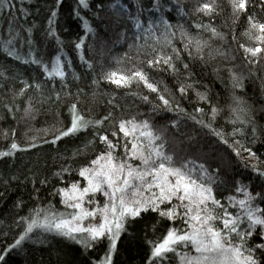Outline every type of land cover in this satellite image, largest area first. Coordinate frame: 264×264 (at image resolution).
Instances as JSON below:
<instances>
[{
  "label": "snow or ice",
  "instance_id": "1",
  "mask_svg": "<svg viewBox=\"0 0 264 264\" xmlns=\"http://www.w3.org/2000/svg\"><path fill=\"white\" fill-rule=\"evenodd\" d=\"M62 4L63 0H55L45 32L47 37L58 42L56 28ZM229 6L233 23L241 16L247 19L244 32L247 43H239L237 50L242 52L241 58L246 65L251 66L250 75L264 80L257 70L258 65L264 67V18L257 14L264 13V0H229ZM111 7L126 15L130 23L126 31H130L131 36L122 34L123 39L131 40L129 51L123 57L129 67L127 71L104 72L102 79L117 89H130L134 84L142 86L156 96L153 114L171 112L178 118L183 116L191 120L225 147L230 153L229 159L235 158L242 169L251 170L257 177L264 178V153L255 148L257 144L264 145L262 130L256 125L255 110L236 95L237 90H244L246 77L238 75L232 68L226 69L232 87V103L228 106L226 120L232 125L230 133L216 124L224 109L212 103L206 86L201 92L197 87L199 81L192 79V64L197 60L206 64V51L208 60L216 56L228 61L236 59L232 52L237 50L225 51L222 47L213 50L211 47L212 40L227 41L226 34L214 25L215 18L220 15L218 0L197 3L193 14L201 20L191 25L196 30L195 35L179 19L172 23L173 12L179 18L189 15L185 11L184 0H136L128 7L120 3H113ZM133 7L135 10L131 11ZM4 8L8 10L7 25L11 37L5 39L4 52L24 64L36 65L45 77L43 83L51 84L52 94L39 101L30 98L21 119L25 122L35 120L40 111L37 104L59 103L62 98L72 96L75 100L67 105L69 122L60 127L53 124L43 130V136H27L25 133L27 140L22 145L17 142L16 129H13L11 142L6 149L0 150V159L12 158L17 153L43 145L56 146L66 138H78L88 132L92 133V140L84 148L78 147L71 158L81 155L90 144L99 143L103 145V150L78 168H73L71 164L60 166V171L54 175L61 179L63 186L56 188L51 195L59 197L64 211H58L50 203L46 207L37 205L29 216L20 217L17 226L22 231L13 243L0 250V264H8V257L38 231L71 240L86 251L102 248L103 254L90 258L88 264H115L122 235L148 213H155L170 226L162 237L146 239L149 248L146 264H173L174 260H178V264H264V184L259 191H254L243 180L234 179L233 194L218 199L216 188L225 183L219 178L221 167H212L187 156L177 159L168 151L166 129L157 130L149 119H137L136 116L119 120H115L111 112L100 119L86 116L78 107L80 93L73 94L68 89L66 64L61 57L56 55L49 64L32 56L29 28L24 44L29 45L31 58H24L20 53V48L24 46L20 36L25 30L21 26V31L14 33L12 29L21 18L27 21V15L11 0H0V10ZM13 9L18 15L13 16ZM91 10L89 0H77L74 15L80 21L84 34L73 46L79 53L81 64L89 69L93 65L85 58L84 49L86 38L94 35L93 26L87 18V12ZM103 10L102 3L97 5L93 16L100 19ZM82 11L84 15H81ZM203 17H208V23L203 22ZM203 33L209 34L207 40L203 39ZM232 40L236 41L235 34ZM220 70L218 67L213 69L217 74ZM150 72L171 75L175 80L173 89L166 84L161 87L162 81L153 80ZM3 75L0 73V76ZM22 83L25 87L19 90L18 95H23L31 87L43 92L41 83ZM139 98L144 103H152L149 95ZM114 101L115 97H112L108 103L116 107ZM182 101L193 103L191 112L182 106ZM4 107L15 120L17 109L8 104ZM106 121L110 127L105 126ZM169 127L178 132L180 120H173ZM3 138L9 139L7 131L3 133ZM73 173L78 179H66L71 178ZM4 183L8 185L9 181ZM32 183L38 192L35 180ZM40 183L46 184L47 180ZM21 206L22 202L17 201L16 207Z\"/></svg>",
  "mask_w": 264,
  "mask_h": 264
},
{
  "label": "trees",
  "instance_id": "2",
  "mask_svg": "<svg viewBox=\"0 0 264 264\" xmlns=\"http://www.w3.org/2000/svg\"><path fill=\"white\" fill-rule=\"evenodd\" d=\"M11 2L15 3L27 15V21L21 18L18 25L14 24L12 31L20 32L22 26L25 31L20 36V42L24 44V38L28 37L26 30L31 28L32 56L42 59L45 63L50 64L56 55L61 57L62 62L66 64L68 89L73 94L80 93L78 107L86 116L100 119L108 115L109 112L113 114L115 120L136 116L137 119H149L157 130L166 129L168 151L170 154H174L177 159L187 156L196 159L197 162H206L212 167H221L219 178L225 183L216 188L218 199H224L233 194L234 179L243 180V183L248 184L254 191L260 190V186L264 184V178L257 177L251 170L242 169L235 158L229 159L230 153L204 129L194 125L191 120H187L183 116L178 118L175 113L161 111L158 114H153L152 107L156 103L155 94H149L142 86L135 84L130 89H117L115 85L108 84L102 79L104 72L127 71L129 67L123 57L129 51L128 44L131 43V40L123 39L122 34L126 33L129 37L131 36V32L126 31L130 28V23L126 15L112 9L111 5L120 3L128 7L134 5L136 0H127L126 3L125 0H89L92 10L87 12V18L93 26L94 35H89L86 38L84 55L93 65L92 69L81 64L79 53L73 46L84 34L80 21L74 15L77 0H63V4L59 8L56 28L59 42L45 35L49 13L55 0H11ZM198 2H204V0H184L185 11L189 15L179 18L173 12L172 23L175 24L179 19L195 35L196 30L191 25L201 20V17L193 14ZM101 3L104 5V10L100 13V19H96L93 12L96 11V6ZM218 3L220 15L215 18L214 25L219 31L226 34L227 41L212 40L211 47L213 50L220 47L225 51L237 50L239 43H247V38L244 36L247 28L246 16H241L239 21L233 23L229 0H218ZM130 10L134 11L135 9L133 7ZM7 11V8L0 10V73L4 74L0 76V150L6 149L11 142L13 129H16L17 142L23 145L27 136H43V130L53 124L57 127L66 125L70 120L67 105L75 100V96H72L62 98L59 103L37 104L40 111L35 120L25 122L21 119L23 109L28 106L30 98L39 101L52 94L50 92L51 84L43 83L45 77L36 65L24 64L7 56L4 52L5 39L11 38L7 25L9 19ZM257 14L260 18H264V13ZM16 15L18 13L13 9V16ZM81 15H84L83 11ZM202 19L204 23H208V17ZM233 34L236 36L235 42L232 40ZM202 35L205 40L209 38L208 33ZM20 53L26 59L31 58L27 44L20 48ZM232 54L236 56L234 61L225 60L222 56L208 60L206 51V64L199 60L192 64L194 73L192 79L199 81L197 87L201 92L205 91L206 86L212 103L224 109L216 124L225 132L230 133L232 125L226 123V120L228 106L232 103V87L226 69L232 68L238 75L246 77L244 90H237L236 95L246 102V106L255 110L256 125L258 129L262 130V138H264V80L250 75L251 66H247L243 61L241 51L237 50ZM185 59L187 58L185 57ZM217 67L221 69L218 74L213 71ZM257 70L259 75L264 77V67L258 65ZM150 75L153 80L162 81L161 87L166 84L169 89H173L175 80L171 75L161 72H150ZM94 80L97 83H93ZM22 82L41 83L43 92L31 87L27 88L23 95H18L19 90L25 87ZM56 84L57 90H59L58 79ZM142 95H149L152 103L142 102L139 98ZM112 97H115L116 107L108 103ZM194 100L193 96L192 101ZM5 104L17 109L15 120L7 114ZM182 106L191 112L194 105L190 101H182ZM203 106L207 109L206 105ZM176 119L180 120L178 132L169 127L171 122ZM105 126L110 127L109 122L106 121ZM5 131L9 133L8 140L3 138ZM92 138L91 132L83 133L78 138H66L56 146L43 145L28 152L17 153L12 158L0 159V193H2L0 195V250L18 238L22 228L17 226V222L20 217L29 216L35 206L46 207L51 203L58 211H63L59 197L51 195L56 188L63 186L61 179L54 173L60 171L62 164L65 166L71 164L73 168H78L102 151L103 145L90 144L81 155L71 158L72 153L78 147L84 148V145ZM255 148L264 153V145L257 144ZM66 179H78V177L73 173L71 178L66 177ZM33 180H35V189H38V192L34 190ZM41 180H47V183L42 185ZM4 181H9L8 185H5ZM17 201L22 202L21 207H16ZM153 226H155V231H153ZM169 226V222L161 221L155 213L145 214L143 218L129 227L127 233L122 235L118 242V255L115 257V264H146L149 252L148 245L145 243L146 239L155 240L162 237ZM102 254V248L86 251L71 240L38 231L8 257V264H88L90 258ZM173 264H178V260H174Z\"/></svg>",
  "mask_w": 264,
  "mask_h": 264
},
{
  "label": "rangeland",
  "instance_id": "3",
  "mask_svg": "<svg viewBox=\"0 0 264 264\" xmlns=\"http://www.w3.org/2000/svg\"><path fill=\"white\" fill-rule=\"evenodd\" d=\"M101 200H102V198H101ZM63 208V211H64V207H62Z\"/></svg>",
  "mask_w": 264,
  "mask_h": 264
}]
</instances>
